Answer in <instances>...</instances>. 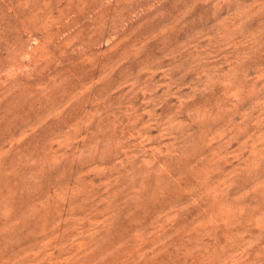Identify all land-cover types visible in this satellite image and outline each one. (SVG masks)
Masks as SVG:
<instances>
[{"label": "rangeland", "instance_id": "1", "mask_svg": "<svg viewBox=\"0 0 264 264\" xmlns=\"http://www.w3.org/2000/svg\"><path fill=\"white\" fill-rule=\"evenodd\" d=\"M0 264H264V0H0Z\"/></svg>", "mask_w": 264, "mask_h": 264}]
</instances>
